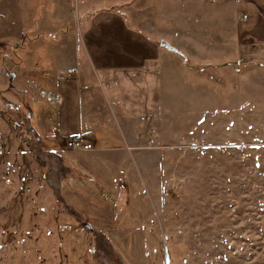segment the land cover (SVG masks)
Instances as JSON below:
<instances>
[{
  "label": "rangeland",
  "instance_id": "rangeland-1",
  "mask_svg": "<svg viewBox=\"0 0 264 264\" xmlns=\"http://www.w3.org/2000/svg\"><path fill=\"white\" fill-rule=\"evenodd\" d=\"M125 1L69 9L46 39L71 48L48 54L39 35L0 57V264H264V48L208 0H140L137 15ZM235 30L240 46L220 47ZM64 65L89 78L57 77ZM148 70L150 126L118 159L64 148L90 125L80 84ZM120 164L134 178L111 186Z\"/></svg>",
  "mask_w": 264,
  "mask_h": 264
},
{
  "label": "crops",
  "instance_id": "crops-1",
  "mask_svg": "<svg viewBox=\"0 0 264 264\" xmlns=\"http://www.w3.org/2000/svg\"><path fill=\"white\" fill-rule=\"evenodd\" d=\"M95 1L97 5H101V2L104 0ZM132 1H134L135 7L132 6L131 12L137 15V4L140 0H126L125 3ZM208 1L211 7L218 9V15L219 13H227L230 15L227 20H230L232 26H234L237 20L238 25L241 26L242 34L244 33L247 36V43L251 42V44H254V47L264 48V0ZM224 1H226L227 4H230L231 14L229 13L228 8L225 10V8L222 7L221 4H223L222 2ZM159 2H161V0L158 1V4ZM94 3V0H89L88 5H78V9L89 6L90 4L92 6ZM69 9H72L70 0H0V57H2V54L3 57L7 55L5 52L8 48L18 47L20 49H25L34 46L39 35H44L43 38L46 39L48 36H53L54 32L57 34L58 32L63 31V28L66 27ZM148 10L149 9H146V11ZM156 11H158V8ZM151 14L154 15L153 12ZM233 14L235 15V18L233 17ZM242 15L246 16V19L243 18L242 20ZM156 16L161 19L160 13H156ZM215 36L216 41H218V32H216ZM233 37V43L227 41L225 45L222 44L220 47L229 46L233 49L238 48L240 46V41H237L238 36L236 30ZM46 41L47 42H44L39 46H35V48H46L48 54L54 50L52 53L55 55V50L59 48V45L64 48L72 47L68 40H63L62 43L54 42L52 39H46ZM249 45L247 47L243 45L244 53L246 50H249ZM215 46L219 47V42ZM162 48L166 49L165 47ZM63 51L64 52H61V54L64 57H70L74 54L73 51L68 52L66 49ZM161 52L163 51L158 48L156 52V61L159 63H163L164 58L166 57ZM251 53L255 56H260L259 52ZM159 65L161 67L160 71H157V77L159 76V80L161 81L164 66L161 64ZM101 70L105 71L106 69ZM55 73H59L56 76L65 78V81H67V78H70L69 76L71 75H76L78 80L82 79L84 76L89 78L83 68H76L74 66H56ZM152 73L151 70H148V73L145 75H142L143 73H136V75H133L135 73H132L131 75L125 73L124 79L127 80H124L125 83H119L108 89L101 88L95 90L93 86H87L85 83L80 84V88L84 87V90L81 89V93L86 92V94H83L82 102L85 101L87 105L83 103L82 107L81 102L76 119L77 121H82L81 123H85L83 113L88 114L90 125L89 128H82L81 126V130L78 126L79 128L73 130L71 135L74 137L83 136L88 138L92 145H94L95 155L101 154V158L104 157L102 159L105 160L107 155V161H109V159H118L119 153L116 152H123L125 146L132 145L136 142V135H138L137 130H139L146 121L147 126V119L151 120L153 116L147 112L149 96L140 88V85L142 84L147 87L149 84L148 81L154 79L153 75H151ZM90 76L92 77L91 74ZM93 93H97L99 96L98 103H95V101L92 100L91 97H93ZM150 95L153 96V93L151 92ZM91 103L96 105H91ZM90 107L93 109H90ZM99 107H101V115L99 114ZM138 110L141 111L140 117L133 114ZM76 111L78 112V109H76ZM149 115L151 118H149ZM109 121H111V123ZM139 124L141 126H139ZM73 126L76 127V125ZM149 126L150 125H148V127ZM116 129L119 130L120 135L116 134ZM137 137L141 136L138 135ZM111 153L113 154L111 155ZM110 166L112 168L119 167L115 162L111 163ZM120 166L121 170L119 172H112L110 174L109 170L106 171L112 176L110 178L111 186H118L117 182H120L119 184L124 186L125 182L131 183L134 178L129 171H124L122 164H120ZM104 169L106 170L108 168L104 167ZM90 180L92 181V179ZM101 182V184H103L102 179Z\"/></svg>",
  "mask_w": 264,
  "mask_h": 264
},
{
  "label": "built area",
  "instance_id": "built-area-1",
  "mask_svg": "<svg viewBox=\"0 0 264 264\" xmlns=\"http://www.w3.org/2000/svg\"><path fill=\"white\" fill-rule=\"evenodd\" d=\"M70 4L71 7L73 9L76 10V8L78 7V5H88L89 4V0H70ZM244 19H246V16H243ZM149 118H151V116L149 115ZM148 125L146 126V130ZM152 140H149V143H151ZM66 150L69 151H81V152H90L93 150V145L82 139V138H73V139H69L68 141H66L65 145H64Z\"/></svg>",
  "mask_w": 264,
  "mask_h": 264
},
{
  "label": "water",
  "instance_id": "water-1",
  "mask_svg": "<svg viewBox=\"0 0 264 264\" xmlns=\"http://www.w3.org/2000/svg\"><path fill=\"white\" fill-rule=\"evenodd\" d=\"M160 45L162 46V47H165L168 51H170V52H173V53H176V54H181V52L180 51H178V50H176L175 48H173V47H171L168 43H166V42H164V41H162L161 43H160Z\"/></svg>",
  "mask_w": 264,
  "mask_h": 264
},
{
  "label": "trees",
  "instance_id": "trees-1",
  "mask_svg": "<svg viewBox=\"0 0 264 264\" xmlns=\"http://www.w3.org/2000/svg\"><path fill=\"white\" fill-rule=\"evenodd\" d=\"M76 137V136H75ZM52 150V149H51ZM54 153H56V154H58V151L57 150H52ZM85 225L88 227V229H90L91 230V226L89 225V224H87V223H85Z\"/></svg>",
  "mask_w": 264,
  "mask_h": 264
}]
</instances>
